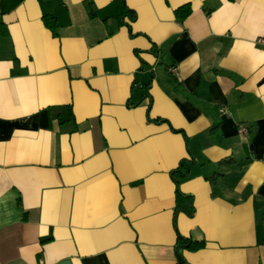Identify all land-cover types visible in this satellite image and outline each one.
Returning <instances> with one entry per match:
<instances>
[{"label":"crops","instance_id":"1","mask_svg":"<svg viewBox=\"0 0 264 264\" xmlns=\"http://www.w3.org/2000/svg\"><path fill=\"white\" fill-rule=\"evenodd\" d=\"M111 1L0 6V264H264V0Z\"/></svg>","mask_w":264,"mask_h":264},{"label":"trees","instance_id":"2","mask_svg":"<svg viewBox=\"0 0 264 264\" xmlns=\"http://www.w3.org/2000/svg\"><path fill=\"white\" fill-rule=\"evenodd\" d=\"M22 0H0L1 13H7L13 10ZM174 16L178 22H183L191 13L190 5L185 4L181 7H178L173 11ZM88 15L91 18H97L101 22L107 24L110 22H115L117 26L126 25L124 20L128 19V21L132 22L135 20V13L128 9L125 5L124 0H112L105 8L96 9L93 5L89 7ZM42 21L48 29L55 32L56 21L53 16H43ZM112 33V31H110ZM70 106L63 107L61 110L55 113V118L57 119L59 124H63L65 122L70 121L73 118V114L71 112ZM216 130V125H212L210 129V133L214 134ZM234 161L231 158L222 160L218 162V170L213 172L211 176L207 178V181L211 187L220 186L223 187V177L228 172L230 167L233 165ZM48 239L42 240L41 242H45ZM204 241H191L187 238H183L180 235H177L176 238V248L188 250V251H198L202 249L204 246ZM182 258L180 255L177 257V264L181 262Z\"/></svg>","mask_w":264,"mask_h":264},{"label":"built area","instance_id":"3","mask_svg":"<svg viewBox=\"0 0 264 264\" xmlns=\"http://www.w3.org/2000/svg\"><path fill=\"white\" fill-rule=\"evenodd\" d=\"M259 41H260L261 44H264V38H261ZM226 113H227L226 108H221V109L219 110V114H220V115H224V114H226ZM238 132H239L240 134L246 136V135H248L249 129L247 128L246 125L240 124V125H238Z\"/></svg>","mask_w":264,"mask_h":264}]
</instances>
